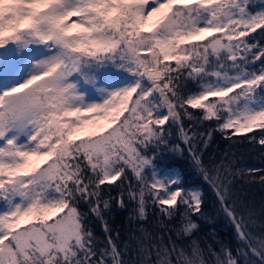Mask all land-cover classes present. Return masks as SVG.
<instances>
[{
    "label": "snow or ice",
    "instance_id": "obj_1",
    "mask_svg": "<svg viewBox=\"0 0 264 264\" xmlns=\"http://www.w3.org/2000/svg\"><path fill=\"white\" fill-rule=\"evenodd\" d=\"M217 131L264 148V0H0V264H264L233 192L264 169L205 164ZM185 153L235 250L196 238L203 194L162 166Z\"/></svg>",
    "mask_w": 264,
    "mask_h": 264
},
{
    "label": "trees",
    "instance_id": "obj_2",
    "mask_svg": "<svg viewBox=\"0 0 264 264\" xmlns=\"http://www.w3.org/2000/svg\"><path fill=\"white\" fill-rule=\"evenodd\" d=\"M259 31V30H258ZM255 35V34H254ZM198 111V110H197ZM209 125H204L207 128ZM203 130V128L201 129ZM253 133H249L252 135ZM173 143L179 141L175 136L170 138ZM183 147V145H181ZM225 151L235 153L237 167L244 169H264V148L259 145H252L242 137H234L233 141L226 140L220 132H214L212 141L207 149L203 152V159L205 164L213 158H218ZM162 166L174 170L183 181L185 188H199L203 194L204 205L203 217H194L196 222L200 225V230L196 233V238L200 240L204 246L211 245L213 248L219 250L220 243L228 245L233 250L241 245L238 242L235 230L231 222L223 213L221 205L211 187L204 181L200 175L199 170L196 169L190 161V158L185 155L169 154L162 162ZM252 174L246 173L245 179L237 178L234 181L233 192L242 197L243 200L253 205L257 210L255 217L257 225L252 228L254 234L264 233V228L260 225L264 224V186L259 183H246V179H250ZM258 175V173H256ZM110 222L114 229H119L120 238L127 239L125 235L128 228V212L127 210L115 209L110 217ZM156 217L150 214L149 228H154ZM97 237L104 239V232L101 229L99 221H95L92 225Z\"/></svg>",
    "mask_w": 264,
    "mask_h": 264
},
{
    "label": "rangeland",
    "instance_id": "obj_3",
    "mask_svg": "<svg viewBox=\"0 0 264 264\" xmlns=\"http://www.w3.org/2000/svg\"><path fill=\"white\" fill-rule=\"evenodd\" d=\"M207 35V34H205ZM101 123H105V122H101ZM93 126L92 125H89V129H91ZM174 171V170H173ZM175 172V171H174ZM176 173V172H175Z\"/></svg>",
    "mask_w": 264,
    "mask_h": 264
}]
</instances>
